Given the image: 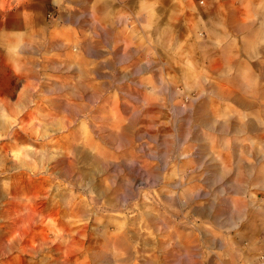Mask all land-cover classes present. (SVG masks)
Segmentation results:
<instances>
[{
	"label": "rangeland",
	"instance_id": "rangeland-1",
	"mask_svg": "<svg viewBox=\"0 0 264 264\" xmlns=\"http://www.w3.org/2000/svg\"><path fill=\"white\" fill-rule=\"evenodd\" d=\"M51 1L0 30V264H161L208 223L210 112L253 82L198 0Z\"/></svg>",
	"mask_w": 264,
	"mask_h": 264
},
{
	"label": "crops",
	"instance_id": "crops-1",
	"mask_svg": "<svg viewBox=\"0 0 264 264\" xmlns=\"http://www.w3.org/2000/svg\"><path fill=\"white\" fill-rule=\"evenodd\" d=\"M51 3L0 0V30L25 37L27 26L43 18ZM198 3L208 11L202 21L210 24L211 47L224 40L217 53L230 56L229 69L248 72L253 83L250 93L227 95L210 112L211 119L224 120L215 128L210 124L221 134L223 152L210 156L203 181L210 187L209 203L196 211L208 223L189 229L186 222L184 238H168L161 264H264V93L252 61L264 56V0Z\"/></svg>",
	"mask_w": 264,
	"mask_h": 264
}]
</instances>
